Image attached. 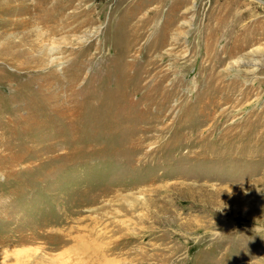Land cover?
Returning <instances> with one entry per match:
<instances>
[{"label":"rangeland","instance_id":"obj_1","mask_svg":"<svg viewBox=\"0 0 264 264\" xmlns=\"http://www.w3.org/2000/svg\"><path fill=\"white\" fill-rule=\"evenodd\" d=\"M54 4L0 58V264H264V0Z\"/></svg>","mask_w":264,"mask_h":264},{"label":"bare ground","instance_id":"obj_2","mask_svg":"<svg viewBox=\"0 0 264 264\" xmlns=\"http://www.w3.org/2000/svg\"><path fill=\"white\" fill-rule=\"evenodd\" d=\"M8 2L17 3L12 7L19 8L23 6L26 17L13 23V31H16L18 39L8 38L5 40L6 43L0 49V58H5L6 54H10L7 56H24L23 60L26 58L28 61L29 58L32 60L31 58L34 56V53L38 52L43 41L53 38L56 30L60 29L63 32L68 28L70 16L65 14L66 7L59 4L51 6V0H7L5 3ZM33 27H35L34 30H32ZM14 32H12L13 36L11 37H14ZM2 35L7 36L8 30L0 33V39ZM23 47H26L28 50H22ZM49 50L51 51V49ZM4 63L6 64V62ZM31 65L29 64L27 68L30 69ZM21 67L22 69L19 67L21 71L27 69L26 65H21Z\"/></svg>","mask_w":264,"mask_h":264}]
</instances>
